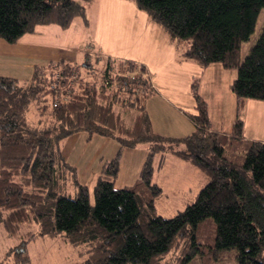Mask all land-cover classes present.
<instances>
[{"label":"trees","instance_id":"obj_1","mask_svg":"<svg viewBox=\"0 0 264 264\" xmlns=\"http://www.w3.org/2000/svg\"><path fill=\"white\" fill-rule=\"evenodd\" d=\"M183 46L181 57L207 68L237 70L232 131L213 128L194 79L195 111L185 110L194 131L166 137L154 131L146 101L157 91L146 64L86 52L82 61L59 59L35 66L21 83L0 75V223L7 236L24 229L9 255L29 262L27 241L65 235L88 245L78 264H188L237 249L238 264H264V141L245 138L241 112L247 99L264 100V28L241 59L264 0H133ZM96 0H0V38L18 42L38 26L89 24ZM113 138L123 148L145 144L149 155L139 180L117 188L120 153L107 161L94 186L79 180L61 143L71 135ZM234 141V142H232ZM183 145L184 148L173 149ZM171 151L206 172L209 181L194 202L173 217L157 213L161 187L152 182L153 157ZM216 225L207 252L201 223ZM208 254V255H209ZM4 264V261H0Z\"/></svg>","mask_w":264,"mask_h":264},{"label":"rangeland","instance_id":"obj_2","mask_svg":"<svg viewBox=\"0 0 264 264\" xmlns=\"http://www.w3.org/2000/svg\"><path fill=\"white\" fill-rule=\"evenodd\" d=\"M130 1V6H128L129 4L128 7L126 6L122 17H120L121 13L115 3L108 5L106 8L108 13H101L102 26L100 25L99 35H95L98 34V31H95L96 18L91 21L87 14L88 25L81 17H76L71 26L66 29L54 23L38 26L36 32L26 33L22 36L16 48L12 49L10 46L0 48V59L9 60L12 58L17 61L19 66L31 60L45 62L51 58L66 57L68 54L74 61H82L86 52L93 55L101 53L106 57L132 59L138 63L146 64L156 88V81L164 83H161V90L165 94L170 95V90L176 88L175 94L180 98L177 100L190 111H195V99L193 94H190V90L194 79H197L198 92L206 102L213 128L232 131L237 117V97L231 90V83L236 77L237 70L235 68L225 69L216 64L205 69L195 61L176 57L178 53H182L183 46L172 41L164 27L153 20L147 12L138 10L139 13H144L145 18L149 19L150 17L149 22L143 21V18H133V10L138 7L133 0ZM92 8L90 10L88 8L87 13L91 12ZM94 10L96 11V9ZM135 26L138 27L137 30L133 29ZM263 28L264 8L259 14L254 32L241 45V59H244L255 44ZM135 32L140 33L139 37H142L145 47L141 41L133 42ZM101 39L106 42L107 47L100 43ZM76 49L79 51L77 52ZM17 70L20 73L26 71L25 68H17ZM24 73L18 78L21 83L26 80ZM241 116L243 117L242 113ZM259 132H263V129H257L256 133ZM177 148L181 149L184 146L175 145L173 149ZM153 158L154 163H157L158 156ZM161 159H163L161 160L162 165H154L152 182L161 187V193L155 198L157 213L167 218L175 216L194 202L200 189L209 181V177L207 178L206 172L193 162L191 164L186 161L188 159L178 157L170 150L161 154ZM124 170L127 171V168L125 167ZM199 174L202 175L201 178L198 176ZM93 178H95L94 175H92ZM94 183L95 181L86 184L89 186L91 202H94ZM118 183L120 184V182ZM24 231L23 229L17 236L9 237L5 233L3 224L0 223V261L3 260L4 264H18L8 252L22 242L20 240L24 239ZM197 236L207 252L210 249L208 246L214 245L215 223L211 219L201 223ZM26 245L30 260L22 264H78L87 256L89 249L88 245L83 243L73 244L62 234L36 236L27 241ZM208 254L205 261L203 256L197 254L188 264H238V252L235 248L220 251L215 257L214 253Z\"/></svg>","mask_w":264,"mask_h":264},{"label":"crops","instance_id":"obj_3","mask_svg":"<svg viewBox=\"0 0 264 264\" xmlns=\"http://www.w3.org/2000/svg\"><path fill=\"white\" fill-rule=\"evenodd\" d=\"M112 3H115L116 8L121 13L120 17H122L124 9L130 6L131 1L130 0H96V2H94L91 6H89V10L93 7L92 8L93 10L87 13L89 14L91 21L92 19L96 18L97 24L95 26V31H98V34L95 35H99L100 25L102 26L101 13L102 12L108 13V11H106V8L108 7V5ZM94 9H96V11ZM138 10H139L138 8H134L133 18L134 17L140 19L143 18V21L145 20L148 22L151 20L150 17L149 19L145 18L144 13H139ZM98 21H99V25H98ZM136 28L138 29V27L136 26L133 27V29L137 30ZM90 29L92 30L93 27ZM137 34L138 32H135V36L133 37L134 40L133 42L139 43L141 41V44L145 47L146 45L143 44V40L141 39L142 37H139L140 33L138 34V36ZM100 43L106 46V42L104 40L101 39ZM17 44L18 42L9 43L5 39L0 38V48L4 46H10V48L13 49L17 47ZM76 50L77 52L79 51V49ZM177 55L176 57H181V54L178 53ZM71 57L72 56L68 54L66 57H60L56 59L51 58L45 60V62L41 60H31L25 62L21 66H19V64H17V61L12 58H10L9 60L0 59V75H8L18 79L19 77H21V75H23L24 72L20 73L17 70V68H25L26 71L24 75L25 78L28 79L32 76L35 66L46 65L50 61H56L59 59L73 60V58ZM3 67H9L13 69L12 70H9L7 68L3 69ZM161 83L162 82L156 81L157 91L155 92V94L150 96L146 101V107L149 112V116L154 131L166 137H184L190 135L194 131L195 126L191 121V119L186 114L185 112L186 108L182 106L181 102L177 100L180 98H178L177 95L175 94L176 88H172L170 90V95H167L161 90ZM191 93L192 90H190V94ZM237 107L238 104L236 99V111H237ZM241 113L243 115L242 117L243 134L245 138L248 137L254 140L264 141V100L253 99V98L247 99L245 101ZM257 129H263V132L256 133ZM61 150L65 159L71 164L76 166L79 180L84 184L91 183L92 181L96 182L98 176L100 175V172L102 171L104 164L107 161L114 158L118 153H120L119 172L115 183V186L117 188H125L127 187L125 185L133 186L137 183L140 177V173L149 155V148L145 144H141L135 148H123L120 150V146L115 139L100 135H93L91 137H88V135L85 132H79L66 138L61 143ZM155 156H158L159 159L157 163H154L153 160V165L155 164L157 166L162 165L161 160L163 159H161V154L157 153L155 154ZM186 161H189L191 164H193L190 160H186ZM125 167L127 168V171L124 170ZM92 175H94L95 178L92 179ZM198 176H200V178L202 177V175L200 174ZM118 182H120V184Z\"/></svg>","mask_w":264,"mask_h":264}]
</instances>
